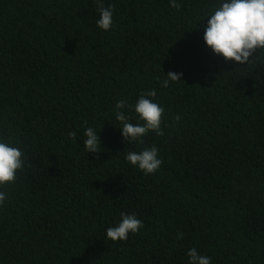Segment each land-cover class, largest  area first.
Segmentation results:
<instances>
[{
    "label": "trees",
    "instance_id": "trees-1",
    "mask_svg": "<svg viewBox=\"0 0 264 264\" xmlns=\"http://www.w3.org/2000/svg\"><path fill=\"white\" fill-rule=\"evenodd\" d=\"M223 2L103 0L104 31L96 0H0V142L24 161L0 185V264H189L192 248L264 264V49L241 65L207 47ZM152 90L163 135L125 141L116 112L143 125L134 105ZM153 146L155 173L126 161ZM121 213L143 227L112 241Z\"/></svg>",
    "mask_w": 264,
    "mask_h": 264
},
{
    "label": "clouds",
    "instance_id": "clouds-1",
    "mask_svg": "<svg viewBox=\"0 0 264 264\" xmlns=\"http://www.w3.org/2000/svg\"><path fill=\"white\" fill-rule=\"evenodd\" d=\"M100 17L96 21L97 27L107 31L112 27L113 8L105 7L103 0H96ZM173 8L179 10L180 5L176 0H170ZM204 42L217 56L225 61H234L237 64L249 63V58L256 50L264 49V0H224L208 17L207 26L204 29ZM182 73H168V79L163 81L162 87H168L169 81L179 82ZM156 91L152 90L139 96L134 111L143 121V125L132 124L123 111H117L115 119L121 123V133L125 141L142 142L141 138L149 131H155L163 135L161 122L164 108L153 102L148 97H155ZM128 107L124 100L116 103V109ZM179 121V117H176ZM87 122H85L86 124ZM70 139L75 140L77 133L69 132ZM83 144L87 153L100 152V139L98 133L92 127L84 130ZM125 159L133 166H138L143 173L153 174L161 166L162 160L158 159V149L153 146L143 151L128 152ZM23 153L17 147L0 142V185L15 181L17 171L23 168ZM6 196L0 192V205ZM143 227V222L135 215L121 213V222L115 227L106 230V236L112 241L127 240L128 234L137 233ZM178 239L183 238L178 233ZM189 264H210V258L201 256L195 248L187 252Z\"/></svg>",
    "mask_w": 264,
    "mask_h": 264
}]
</instances>
